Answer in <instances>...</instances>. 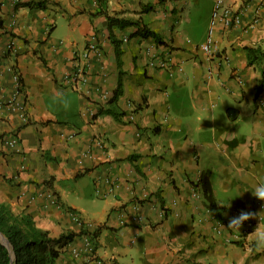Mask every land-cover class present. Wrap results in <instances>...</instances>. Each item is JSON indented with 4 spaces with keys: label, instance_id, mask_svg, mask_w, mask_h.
Instances as JSON below:
<instances>
[{
    "label": "crops",
    "instance_id": "1",
    "mask_svg": "<svg viewBox=\"0 0 264 264\" xmlns=\"http://www.w3.org/2000/svg\"><path fill=\"white\" fill-rule=\"evenodd\" d=\"M202 1L0 0V56L11 39L22 44L1 60L0 99L14 92L5 69L12 65L30 118L16 154L5 140L18 116L0 110V204L54 237L82 231L79 218L107 264H207L218 253L230 264H264L252 236L246 246L216 234L199 184L209 181L224 219L257 213L252 233L264 228L261 200L248 191L264 179V8L262 0H226L241 18L233 28L217 24L208 54L201 46L214 0ZM110 19L151 34L134 35L136 24L110 28ZM91 42L97 50L78 82L74 56ZM152 58L168 67L149 66ZM61 92L74 98L68 111L48 107ZM202 102L206 111L197 113ZM85 237L76 236L58 264H89Z\"/></svg>",
    "mask_w": 264,
    "mask_h": 264
},
{
    "label": "built area",
    "instance_id": "2",
    "mask_svg": "<svg viewBox=\"0 0 264 264\" xmlns=\"http://www.w3.org/2000/svg\"><path fill=\"white\" fill-rule=\"evenodd\" d=\"M226 0H214V7L211 15V21H210V27L208 31V37L206 42L201 46L203 51L210 54L212 52V47L214 45L213 42V35L215 28L217 24H220L223 28H233L236 25H238L240 21V12L234 11L230 6H227L225 4ZM260 7L264 8V0H262ZM127 37L123 38L124 42H127ZM22 49V44L15 42L13 39H11L8 44L5 47V52L2 56H0V63L3 58H5V55L14 56L18 51ZM97 50L96 44L91 42L82 53L75 55V60L78 62V65L75 66V69L73 70V77H75L78 82H85L86 78L83 72V67H85V62L90 56L91 52H95ZM222 60H226V56L224 54L220 55L219 57ZM149 66L153 68H161L165 69L168 67V61L159 60L157 61L155 58H152L151 61H149ZM5 69L11 73L12 81L14 84V92L11 95V97L6 101L3 99H0V110H6L15 113L18 116V120L20 122V125L17 127H14L11 130V134L7 137L5 140L6 148H8L10 151L15 152L16 154H19L21 152L20 149V140H19V129L23 126H26L30 122V118L28 116L27 112V99L25 97V94L23 93L22 89V83L21 78L18 72L14 70V67L12 65H6ZM77 85V84H76ZM78 88V87H77ZM75 135V134H74ZM97 144L100 148L104 146V140L99 138L97 139ZM89 156V153H86L84 157ZM21 170L25 169L24 165H20L19 167ZM194 196L197 197L198 194L194 191ZM51 205L55 208H59V204L56 201V199L52 198ZM256 206L262 210L264 209V203L257 202ZM206 212L209 214L211 219L215 222V228L217 235H221L225 232H227L230 235V241L235 243H242L246 246H251L249 242L250 235L255 229V225L257 222L262 221V216L258 215L257 213H251V217L244 221L242 225L239 228V232L236 230V226H230L232 219H224L222 215L220 217H217L214 215V213L207 208ZM239 213H236L234 217H237ZM162 214V212L160 213ZM137 217V216H136ZM75 218V217H74ZM75 222L81 227V222L75 218ZM88 229L91 230V225H88ZM84 238V251L88 255V262L91 264L94 262L95 264H104L102 260H99L94 256V247L91 243V239L88 235V233L85 234ZM251 250V247H249ZM72 254L77 257L80 254V250L72 249Z\"/></svg>",
    "mask_w": 264,
    "mask_h": 264
},
{
    "label": "trees",
    "instance_id": "3",
    "mask_svg": "<svg viewBox=\"0 0 264 264\" xmlns=\"http://www.w3.org/2000/svg\"><path fill=\"white\" fill-rule=\"evenodd\" d=\"M41 7V4H38ZM135 25L127 21L110 19L109 27L123 29L127 25ZM0 26L2 24L0 23ZM134 35L141 38L150 36V32L144 26L138 25ZM118 46L116 44V50ZM118 52V51H117ZM119 54V53H118ZM263 82L258 87L257 93L262 91ZM119 92L114 93L112 101H115ZM205 199L208 201L209 208L215 216L220 217L219 208L214 205L212 189L209 181L201 177L200 183ZM70 210V209H69ZM82 224V231L75 234L66 232L56 237L51 236L48 231L35 226L33 218L30 215L15 216L4 204H0V233L8 240L6 246L0 242V264H58V260L63 254L65 248L73 242L76 236H85L88 232V224ZM90 239L91 235L88 234ZM107 264V263H104ZM109 264H122L116 260Z\"/></svg>",
    "mask_w": 264,
    "mask_h": 264
},
{
    "label": "clouds",
    "instance_id": "4",
    "mask_svg": "<svg viewBox=\"0 0 264 264\" xmlns=\"http://www.w3.org/2000/svg\"><path fill=\"white\" fill-rule=\"evenodd\" d=\"M74 102V98L71 97L68 93H58L53 95L50 98L48 107L52 110H63L68 111ZM208 109V117L211 118L213 115L209 116ZM197 113L206 111L203 102L196 105ZM252 195L258 198L261 201H264V179L257 180L253 183L251 190ZM251 213L248 212H241L237 217H234L231 221L230 226H236V230L239 232V228L242 223L248 220L251 217ZM259 229V230H257ZM256 229L252 236L253 244L256 248L264 249V228H260V226ZM231 257L227 256L226 254L218 253L214 258H210L207 264H230Z\"/></svg>",
    "mask_w": 264,
    "mask_h": 264
},
{
    "label": "rangeland",
    "instance_id": "5",
    "mask_svg": "<svg viewBox=\"0 0 264 264\" xmlns=\"http://www.w3.org/2000/svg\"><path fill=\"white\" fill-rule=\"evenodd\" d=\"M192 3H194V1H191ZM201 2H203L202 0H201ZM207 5H205L203 8H201V11H200V13H199V20H200V22H201V24H200V29H199V32H197V33H200V32H203L204 31V29H205V26H206V24H204V20L206 19V17H207ZM204 10V11H203ZM4 135V133H0V138L2 137ZM203 191V190H202Z\"/></svg>",
    "mask_w": 264,
    "mask_h": 264
},
{
    "label": "water",
    "instance_id": "6",
    "mask_svg": "<svg viewBox=\"0 0 264 264\" xmlns=\"http://www.w3.org/2000/svg\"><path fill=\"white\" fill-rule=\"evenodd\" d=\"M0 242H2L6 246L9 245L8 240L1 233H0Z\"/></svg>",
    "mask_w": 264,
    "mask_h": 264
}]
</instances>
